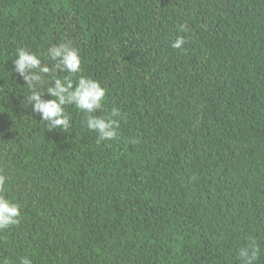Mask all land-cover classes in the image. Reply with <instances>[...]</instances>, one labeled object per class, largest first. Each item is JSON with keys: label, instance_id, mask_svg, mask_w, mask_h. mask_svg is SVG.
<instances>
[{"label": "trees", "instance_id": "obj_1", "mask_svg": "<svg viewBox=\"0 0 264 264\" xmlns=\"http://www.w3.org/2000/svg\"><path fill=\"white\" fill-rule=\"evenodd\" d=\"M67 40L71 78L107 89L96 115L121 112L114 140L74 105L49 130L12 70ZM0 170L8 264H244L253 239L264 264V0H0Z\"/></svg>", "mask_w": 264, "mask_h": 264}, {"label": "clouds", "instance_id": "obj_2", "mask_svg": "<svg viewBox=\"0 0 264 264\" xmlns=\"http://www.w3.org/2000/svg\"><path fill=\"white\" fill-rule=\"evenodd\" d=\"M185 43L184 37H178L171 47L183 50ZM44 55L46 59L55 63L49 66L42 62L39 55L23 47L18 49L13 60V72L18 74L30 89L27 100L29 105H32L33 112L39 114L42 121H46L49 130L59 129L67 132L71 122L66 107L74 105L85 113L84 127L97 133L98 144L116 139L120 122L118 118L121 117L120 110L113 107L110 114L96 115L105 108L107 89L99 81L88 76L79 75L76 80L71 78L83 71L79 49L71 40H67L50 46ZM57 71L69 75L61 78L56 75ZM45 83L50 85L46 91L41 90V86ZM46 95L51 98H44ZM131 143L137 141L133 140ZM8 181L9 177L0 170V231L17 225L21 216L19 203L5 194ZM259 251V246L253 239L246 247L239 250L238 255L244 264H254ZM0 264H8V261H0ZM20 264H32V260L24 257Z\"/></svg>", "mask_w": 264, "mask_h": 264}]
</instances>
